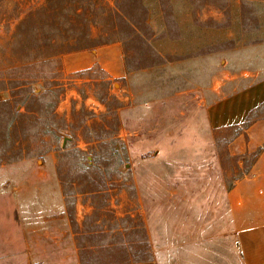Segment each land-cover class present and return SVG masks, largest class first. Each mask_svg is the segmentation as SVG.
<instances>
[{
    "label": "rangeland",
    "instance_id": "obj_1",
    "mask_svg": "<svg viewBox=\"0 0 264 264\" xmlns=\"http://www.w3.org/2000/svg\"><path fill=\"white\" fill-rule=\"evenodd\" d=\"M45 2L0 0V264H61L74 237L99 244L103 264H240L237 233L255 215L241 220L228 194L258 152L243 130L264 122L251 96L264 0H141L150 48L131 39L19 67L18 23ZM75 2L100 20L101 0Z\"/></svg>",
    "mask_w": 264,
    "mask_h": 264
},
{
    "label": "trees",
    "instance_id": "obj_2",
    "mask_svg": "<svg viewBox=\"0 0 264 264\" xmlns=\"http://www.w3.org/2000/svg\"><path fill=\"white\" fill-rule=\"evenodd\" d=\"M101 1L100 20L97 21L89 19L83 5L77 6L75 0H46L43 6L30 11L18 23L14 36L20 43L17 58L19 67L29 66L36 61L50 62L64 52L131 39L149 47L145 34L148 28L146 8L141 0L138 1L143 13L141 18L134 14L132 1L129 3L126 0H114L113 5ZM35 22L38 24L35 25ZM91 25L99 27L97 36L92 35ZM34 29H40V32L34 35ZM7 44L10 45L11 40L7 41ZM155 58L154 64H161L158 53H155ZM131 70V67L126 65V71Z\"/></svg>",
    "mask_w": 264,
    "mask_h": 264
},
{
    "label": "crops",
    "instance_id": "obj_3",
    "mask_svg": "<svg viewBox=\"0 0 264 264\" xmlns=\"http://www.w3.org/2000/svg\"><path fill=\"white\" fill-rule=\"evenodd\" d=\"M211 16V12H208ZM182 32V29H181ZM242 34V33H240ZM244 33L241 36H248ZM234 37L232 34L228 38ZM110 44V43H109ZM107 44L98 45L95 47ZM255 47L261 46V43L254 44ZM245 46H235L225 49L224 52L231 58L235 52H240ZM83 50V49H82ZM79 51V50H78ZM78 56H83L80 54ZM98 56V51H96ZM261 57L259 58V60ZM262 61H260L261 63ZM236 74L228 71V77L232 78ZM264 81L260 84L256 82L252 98L254 101L261 102L264 99L263 87ZM257 87H261L257 88ZM244 93V92H242ZM241 92L239 94H242ZM245 134L254 133V147L256 156L247 161L240 160V165L249 166L248 170L242 172L236 180V186L229 191V208L234 214L240 215L242 220L245 215H255L253 223L241 225L236 237V249L238 251L240 264H264V122L260 125L249 126L243 130ZM242 132V134H243ZM260 135V139L259 136ZM259 139V140H258ZM245 147L248 143L244 144ZM245 162V163H244ZM75 236L80 234L78 230L74 231ZM71 249L61 258V264H103L101 257L97 255L99 244L89 243L79 237L70 240ZM36 264H51L50 260H41ZM108 264H120L117 261H110ZM121 264H155L151 259L132 262L128 260Z\"/></svg>",
    "mask_w": 264,
    "mask_h": 264
},
{
    "label": "water",
    "instance_id": "obj_4",
    "mask_svg": "<svg viewBox=\"0 0 264 264\" xmlns=\"http://www.w3.org/2000/svg\"><path fill=\"white\" fill-rule=\"evenodd\" d=\"M65 142V140H63V143Z\"/></svg>",
    "mask_w": 264,
    "mask_h": 264
}]
</instances>
